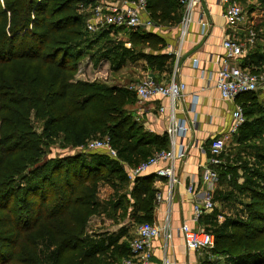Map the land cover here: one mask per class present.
<instances>
[{"label":"trees","instance_id":"16d2710c","mask_svg":"<svg viewBox=\"0 0 264 264\" xmlns=\"http://www.w3.org/2000/svg\"><path fill=\"white\" fill-rule=\"evenodd\" d=\"M79 2L87 0H0V100L13 106L6 107L9 111L0 120V264L113 261L107 254L109 247L93 242L87 234L92 216L99 212L98 181L110 182L100 168H110L112 162L82 155L41 162L45 142L63 135L62 147L74 149L101 132L110 137L120 157L131 163L167 149L166 135L142 131L126 107L135 97L131 90L97 81H70L81 58V51L70 47V41L78 40L82 32ZM183 6L180 0H148L150 18L158 25L180 23ZM126 34L123 40L135 49L149 46L161 50L165 46L152 28ZM52 43L56 45L50 46ZM252 58L264 64V53L255 52ZM17 62L29 65L18 71L13 66ZM250 67L257 72V67ZM237 102L246 115L242 131L234 137L239 146L258 134L257 127L264 124L260 118L264 107L255 92L240 94ZM32 111L45 120L41 133L32 125ZM252 116L255 118L250 121ZM256 150L264 162V144ZM236 152L238 155L241 150ZM110 170L114 175L121 169ZM152 182L153 174L134 182L140 206L147 212L141 222L152 221ZM253 192L246 218L228 219L215 233L216 248L227 252L233 264H264V191Z\"/></svg>","mask_w":264,"mask_h":264},{"label":"crops","instance_id":"0c3cea01","mask_svg":"<svg viewBox=\"0 0 264 264\" xmlns=\"http://www.w3.org/2000/svg\"><path fill=\"white\" fill-rule=\"evenodd\" d=\"M183 7L185 14L186 7L185 5ZM190 16L191 21L184 35H182L183 17L180 23L174 25L157 24L158 26L154 30L160 31L159 34L164 39L165 46L161 50L147 46L145 52L147 57L142 56L137 61L141 71H136L137 78L151 73L163 82H168L176 77L177 80L186 83L184 98L178 102L174 116L176 120L185 122L188 130L174 138L169 135L172 111L171 101L168 97L156 96L147 101H141L133 92L136 101H131L127 107L134 115L138 125L142 127V131L160 137L166 135L168 138L167 149L175 148L179 153L182 144L187 147L185 154L177 158L175 181L171 182L165 177H157L154 173L156 167H152L149 174L142 176L147 177L153 174L151 222L162 228L169 223L171 234L169 239L160 235L154 240L152 256L144 264H163L165 256L176 261L177 264H202L203 250H190L184 245L181 226L188 223L195 230H205L210 228L211 221L220 222V218L226 216L224 212L217 209V203L219 204L220 201L217 200L216 193L222 190V179L228 169V165L224 161V157L228 156L227 149L222 156V164L216 167L219 176L213 186L204 182L203 171L209 159V145L212 137L229 135L227 144L229 140H232L233 144L237 145L234 137L236 134H240L241 129L235 133L228 132L232 124V111L239 102H237V98L235 100L223 99L213 78L221 65L218 59L224 51L222 46L224 39L226 37L246 39L249 32L252 31L253 25H250L251 19L248 21L249 18L241 25L230 24L225 16V7L219 0H201L192 8ZM202 22L207 23L206 32ZM123 33L126 32L121 31L120 34ZM255 41L249 47L247 54L249 60L245 61L248 57L246 55L239 61L241 66H246L251 71L250 66L258 68L260 65L252 58L255 53L252 51ZM149 61L154 65L151 66ZM162 107L163 109H161ZM254 118L255 116H252L249 120L252 121ZM105 137L109 136L105 135ZM234 153L230 158L235 159L239 156L236 152ZM118 160L122 169L119 174H114H118L117 179L115 181L110 179V182L106 181L104 187H99V194L102 189L108 193L105 197L106 200L104 201L102 197L100 202L103 207L105 206L101 212L108 215L110 223L90 238L93 242L109 247L107 254L111 256L109 259L113 260L111 263L120 262L131 254V242L136 236L138 224L141 223L139 219L147 214L146 210L140 206V195L137 193L139 191L136 189L135 192L133 189L135 181L131 182L127 175L132 167L144 160L142 159L136 164L123 157H119ZM161 165H165V163ZM220 173H224V175ZM190 185L194 186L197 193H201L200 196L212 186L216 206L199 219H194L193 205L197 197L188 191ZM144 196V193L141 194V198ZM137 197L139 198L137 199ZM238 206L242 205L237 203L236 207ZM228 219L233 218L229 217Z\"/></svg>","mask_w":264,"mask_h":264},{"label":"built area","instance_id":"2783aa9c","mask_svg":"<svg viewBox=\"0 0 264 264\" xmlns=\"http://www.w3.org/2000/svg\"><path fill=\"white\" fill-rule=\"evenodd\" d=\"M186 7L182 19V35L186 33L191 21V10L196 3L201 0H180ZM225 7V16L230 24L241 25L246 21V12L241 0H219ZM205 32L207 23L202 22ZM87 26L90 30L98 31L105 29H116L121 31H133L139 28H155L158 25L150 18L148 12V0H97L89 13ZM255 41V35L249 32L246 39L237 37H226L223 41V54L219 57L220 68L216 72L213 80L220 95L225 100H235L240 94L255 92L259 89L260 78L257 73L241 66L240 59L249 53V47ZM177 53V52H176ZM179 55V53H177ZM129 90L134 92L141 101H147L156 96L168 97L171 101V125L169 135L174 138L178 134H183L188 130L185 122L175 119L174 111L186 92V83L173 77L168 82L158 80L154 75L147 74L139 81L133 82ZM163 109V107L161 108ZM246 122L244 107L237 103L232 111V124L228 133L237 132ZM229 135H216L212 137L209 145V159L204 166L203 180L208 185H212L218 179L219 172L216 167L222 164V156L226 152ZM80 148L87 151H102L112 157L117 156L110 137L92 139ZM187 147L181 145L180 152L175 148L162 149L153 153L148 159L142 161L137 166L132 167L127 175L131 182L138 177L149 174L152 167H156L154 173L157 177H165L171 182L175 181V167L178 156L181 157ZM165 163V165H161ZM211 188L201 193H197L193 185L188 187V191L195 194L196 200L193 205L194 219H199L203 215L211 212L216 204ZM181 233L184 245L190 250H202L215 245V235L211 231L195 230L188 223L181 226ZM160 235L166 239L171 238L169 223L163 228L154 222H141L138 224L137 233L131 242V254L120 262L111 264H144L152 256L153 242ZM163 264H177L169 257H164Z\"/></svg>","mask_w":264,"mask_h":264},{"label":"rangeland","instance_id":"374dc122","mask_svg":"<svg viewBox=\"0 0 264 264\" xmlns=\"http://www.w3.org/2000/svg\"><path fill=\"white\" fill-rule=\"evenodd\" d=\"M91 1L94 2L89 3ZM96 1L97 0H87V2L78 3L77 10L82 15L83 27H81L82 32L78 40L74 39L70 41L72 45L70 47L74 48V51L76 52L81 51V58L76 64V72L70 81L72 83L80 80L90 82L97 81L99 83H104L109 86H117L130 91L129 86L141 78V76L139 78L136 77V71H141L139 69L140 64L137 61H139L141 57L144 56L147 46H140L136 49L133 48L131 44H127V42L123 40L127 37L126 33L119 35L112 31L109 32L105 29L107 33L99 36L100 33H103L102 30H90L87 26L89 13ZM241 2L246 12V20L249 18L248 21H250L251 19L249 23H251L250 25H253L252 32L256 38L255 45L252 47V51L264 53V1L241 0ZM152 29H156V27ZM157 33L159 34L160 31L158 30ZM121 41H123L125 45H121ZM51 45L53 46L56 44L52 43L50 46ZM134 49L136 51H134ZM130 52L133 54H130ZM27 65L29 64L25 62H17L16 64L13 63L14 68H16L18 71ZM258 66L257 72L255 73L258 74L261 84L259 89L255 91V95L262 107H264V64H260ZM131 99L132 102L136 101L134 96H132ZM130 104L131 102H129L126 107H128ZM6 107L13 108L9 101L6 102L4 100H0V120L3 113L9 111L5 110ZM261 115L262 116L260 118L264 119V108L263 114ZM30 120L35 130L38 133H41L43 131L45 120L40 116H36L33 111L30 116ZM257 128H259L258 134H255L256 137L248 141L247 144L244 143L235 147L236 145L233 144L232 140L228 141L226 148L228 156L224 157V161L227 163L228 169L224 175V178L222 179L223 188L218 193H216V198L218 201H220L219 204L217 203V209L218 211L224 212L226 216H222L220 218V222L216 221L214 223V221H211L210 228L205 229L206 231L211 230L214 235L218 230L220 231L222 224L225 223V221H228L229 217L234 219H245L249 209L248 204L251 202L252 195L254 194L253 191L259 189L264 191V176H262L263 178L260 176L264 175V162H262L263 160L260 159V154H258L259 150H256L257 147L264 144V124L263 126H259ZM104 134L105 133L98 132L97 135L89 138L87 142L92 139L104 138ZM62 141L63 135H61L60 138L54 139V141L51 143L45 142L46 144L43 145L45 154L43 155L41 162L48 159H55L57 157L59 158L65 155H82L85 157V159L90 160L102 158L108 162L111 161L112 166L110 168H105L104 166L100 168L101 174L104 176L107 175L105 176L106 178H110L114 181L117 179L118 174L113 175V172L110 169L116 167L118 169H122V165L118 160L120 157L119 152L117 157H112L102 151H84L83 148H64L62 147ZM238 148L241 150V152L238 153L239 157L237 156L236 159L230 158V156L232 157V155L235 154L234 152H236ZM149 155H151V153H149ZM257 171L259 172L258 175H256ZM98 182L99 187H104L106 183V181L103 179H100ZM106 193L107 192L105 190L103 191V189L100 190V194L98 192L97 199L99 202V212L92 216L87 228V234H89L88 236L90 237L99 233L110 223L109 218L107 217L108 215L106 213L102 214L101 212L102 208H105V206L103 207L100 200L102 197L104 201L106 200L105 197L108 195V193ZM237 203L238 205L241 204L242 206L236 207ZM212 248L214 251H212ZM202 250L204 254L202 264H233V262L229 261L230 258L227 252L224 250H218L215 245L211 248Z\"/></svg>","mask_w":264,"mask_h":264}]
</instances>
